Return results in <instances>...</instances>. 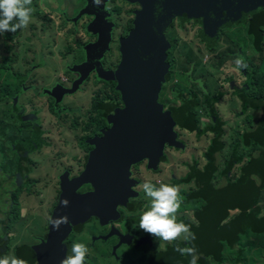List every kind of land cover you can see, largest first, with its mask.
<instances>
[{
    "label": "rangeland",
    "instance_id": "rangeland-1",
    "mask_svg": "<svg viewBox=\"0 0 264 264\" xmlns=\"http://www.w3.org/2000/svg\"><path fill=\"white\" fill-rule=\"evenodd\" d=\"M102 1L105 2L106 11L110 15L105 21L112 27L109 33L110 51L104 58V64L106 67L116 68L121 62L120 39L130 34L134 27L136 11L140 8L126 0ZM32 7L31 22L26 28L20 29V33H0V63L5 62V67L0 68V155L3 157V159L0 157V235L4 236L8 233L10 236L11 240L9 239L7 247L9 257H16L14 249L17 239L14 238V230L19 229L14 227L15 224L11 225V220L15 218L16 213H22L23 207L25 208V217L20 222L23 229L37 214L30 229L39 228L44 224L43 210L49 214L55 197H60L63 191L62 175L68 172L71 179L79 177L84 172L89 152L82 149L81 141L82 137L87 138L91 135L94 114L91 111L93 97L97 92L104 95L110 93L105 83L97 81L92 75L75 93H62V90L69 88L66 83L76 79L73 74L74 67L83 63H86V66L90 64L87 60L88 52H86L85 44L88 45L92 37L85 32L83 29L85 26L82 25H86L91 17L83 16L78 21L74 20L78 12L85 7L84 1L38 0L32 4ZM200 30L199 26L191 23L180 25L178 20L169 28L168 40L177 42V49L171 53L170 59L174 61L175 75H190L192 82L177 77L174 82L166 83L159 102L167 108L179 105L173 90L179 86L194 92L199 101V106L195 110L198 131L212 126L214 119L222 121L224 144L222 151L224 153L220 154L218 168L223 170L225 162L236 147L235 157L240 156L242 160L231 169V179L235 181L241 165L248 156V149L242 146L241 133L247 124L246 116L251 113L250 111L241 112L243 103L239 93L241 90L246 91L248 80L254 82V78L250 75L254 70L257 69L260 76L264 77V33H262V44L255 49L253 37L247 32L246 25H235L232 28L223 29L219 33L214 50L209 52L199 37ZM238 56L243 57L247 68L239 70L235 68L234 61ZM168 64L171 65L169 62ZM78 77L77 75V79ZM64 80L66 83H62ZM58 83H62V88H59L61 93L56 94L57 99H54L53 95L58 90L56 86ZM260 84L264 92V82L261 80ZM254 93L253 90L247 92L250 96ZM63 95L64 98L58 100V97ZM209 103H212L213 117L209 111ZM203 105L206 106V110L202 108ZM18 107L24 109H22L23 115L33 116L32 121L40 127V138L43 144L38 151L28 154V159L32 163L28 164L30 172L28 180L23 185L25 192L18 197L20 201H16L14 207L5 212L6 207H9L13 199L15 200L11 198V192L7 191L14 190L16 183L19 182V179L9 177L16 174L19 165L14 146L18 141L31 138L32 133L33 135L35 133L31 130L32 123L19 121L21 119L16 113ZM175 131L183 147H166L157 170L149 169L148 160L131 169V178L138 181L134 187L138 196L131 199L130 203H138L140 206L136 210L123 209L120 221L113 220L107 224H101L98 216H92L84 222L86 233L81 243L87 245L92 240V245L98 248L97 257H108L106 261L98 260L97 264H143L145 250L136 251L122 240L117 246L112 247V244L107 243L106 240L111 239L113 243L117 242L115 240L117 234L113 231L115 228L124 234H132L133 238L135 235L137 240L145 238L146 235L150 237L134 221L140 218L150 206V200L142 190L145 181H150L157 187L160 183L177 186L182 200L186 197L185 194L195 188L193 181L179 184L175 181L188 174L195 162L197 168L205 165L203 154L212 135L209 133L197 136L195 130L189 132L180 130L177 126ZM213 183L219 185L220 181L215 180ZM87 186L90 189L87 190L84 187L80 193H89L93 190L90 185ZM262 195L264 197V191ZM119 209L121 210L122 206ZM177 217L186 224H196L191 210H180ZM224 229L226 226H222L219 232ZM112 231L114 234L109 235ZM46 232L44 229L40 235H46ZM76 234L74 229L72 235L76 236ZM240 235L241 233L237 234L236 240ZM152 237L150 240L157 248L172 244ZM79 238L76 237V240ZM248 239L250 244L255 242L251 236ZM71 241L73 238L70 235L69 242ZM249 243L246 242L242 246V242L234 247L236 252H242L240 257L224 254L220 260L208 257L205 263L254 264L263 260L264 245L255 249ZM7 248L2 249V252H6ZM88 250L91 248L88 247ZM88 258H92L89 253L86 256V259Z\"/></svg>",
    "mask_w": 264,
    "mask_h": 264
},
{
    "label": "water",
    "instance_id": "water-1",
    "mask_svg": "<svg viewBox=\"0 0 264 264\" xmlns=\"http://www.w3.org/2000/svg\"><path fill=\"white\" fill-rule=\"evenodd\" d=\"M85 1L86 6L74 20L94 17L87 33L98 39L86 46L90 64L74 67L80 77L62 93H75L94 72L100 80L117 82L123 108L109 117L111 127L103 130L101 137L89 141L94 149L84 172L72 181L68 180V173L62 177L68 184H62L63 193L51 218L67 215L69 223L62 225L60 231L49 225L47 239L38 245L39 264H60L64 258L63 243L77 222L98 216L101 224H107L119 218V207L138 196L134 190L137 181L131 178L133 167L148 160L149 168L157 169L166 147H183L175 131L176 123L159 102L164 75L170 68L166 37L170 24L176 19L182 23L195 21L201 26V40L212 48L221 30L246 22L253 11L264 7V0H126L140 4L142 9L136 11L131 35L120 40L121 62L113 71L106 70L103 64L110 51L112 30L105 22L109 16L105 2L96 7L92 0ZM83 185H90L93 190L81 194L78 190ZM64 198L69 200L67 207L61 206ZM112 234L113 231L109 235Z\"/></svg>",
    "mask_w": 264,
    "mask_h": 264
},
{
    "label": "trees",
    "instance_id": "trees-1",
    "mask_svg": "<svg viewBox=\"0 0 264 264\" xmlns=\"http://www.w3.org/2000/svg\"><path fill=\"white\" fill-rule=\"evenodd\" d=\"M37 1L38 0H32V4ZM249 18L247 32L253 37L254 48L258 49L263 42L264 7L253 11ZM172 25H170L169 28ZM134 29L135 27H133L131 32ZM131 32L127 37L131 35ZM17 33H20V29L14 32V34ZM6 38L10 39L7 36ZM168 41L170 49L167 52V62L171 63V65L168 72L164 75V82L160 95L164 92V85H166V83L169 84L174 82L177 77L192 82L190 75H175L176 69L174 67V61H170V59L171 53L177 49V42H174V40ZM214 48L215 46L212 48L206 47L209 52L213 51ZM120 55L122 56V54ZM3 67H5V62L0 63V68ZM250 75L254 78V82L248 80L245 89L246 91L241 90L239 93L243 103L241 105V112H251L246 116L247 124L244 126L241 133L242 146L248 149V156L244 164L241 165L240 172L235 181H232L231 179V169L235 164H239L242 160L240 156L235 157L234 151L236 150V147H234L233 152L225 162L223 170L221 171L218 168L220 154L222 155L224 153L222 151L224 147L222 141V121H220V119H214V124L212 126H207L203 130L198 131V120L196 118L195 110L199 106V101L194 92H190L185 88H179V86L173 89L176 93L179 105L171 106L169 108L163 105L164 112L168 114L180 130H187L189 132L195 130L197 136L207 135L209 133L212 135L203 154L205 165L202 168H197L195 162L188 174L175 181L176 184L188 183L191 181L194 182L195 188L185 194L186 197L183 200L181 199L182 203L179 211L191 210L192 215L196 220V224L190 225L191 231L195 233L196 237L195 240L192 241V244L195 245L199 256L197 264H206L205 260L208 257H212L214 260H220L224 254H232L235 257H240L242 252H236L234 247L242 242V246L246 242L249 243L248 238L250 236L255 240V242H251V244L249 243L251 247L253 246V248L256 249L260 246L263 247L264 245V197L262 195L264 191V92H262L260 84L261 80L264 82V77L260 76L261 74L257 69ZM105 85L109 88L108 92L110 93H107L106 95L101 92L95 93L91 107V111L94 113L92 116L91 135L87 138L82 137L81 141L82 149L89 152V154L94 149V146L91 145L89 141L95 137H101L103 135V130L111 127L108 122L109 117L115 114V112L123 105L121 93L117 90V82H105ZM248 90H253V92H255L254 95H248ZM160 97L161 96H159V98ZM211 104L212 103H209V111L212 113L213 117ZM202 108L206 110L205 105H203ZM34 126L35 127H32L31 129L35 131L33 139L20 142L17 146L19 177L22 180L26 179V174L28 172L27 165L29 162L26 153L38 151L43 144L40 138L41 131L39 125L36 124ZM88 139L89 141H87ZM150 170L155 171L157 169ZM64 175L65 173L62 177ZM218 177H220V179ZM215 180L220 181L219 185L213 183ZM63 183L68 184V180H62V184ZM21 190L22 188L17 191L10 190L11 198H17L21 193ZM129 201L124 206L126 207L127 205H130V210H136V208L140 206L138 203L130 204ZM11 202L12 203H10L9 207H6L5 212L10 211L12 207H14L16 199H13ZM17 217L18 213H16L15 218L11 220V225L14 224ZM120 219L121 215L117 220ZM134 221L139 224L140 218H136ZM80 224L83 225V222H77L73 226L77 227ZM222 226H226V229L219 232V229L222 228ZM239 233H241V235L239 239L236 240L237 234ZM152 238V235H150V237L146 235L145 238L140 239L138 242L140 246L136 245V247H133L136 251H143L142 247L145 248L146 253L144 255L145 258H147V261L144 264H189L190 257L183 256L174 250L175 245L178 244L180 247H185L188 246V242L177 240L172 244L165 245L163 248H157L151 242L150 239ZM9 239L10 238L7 235H0V258L1 253H3L2 249L9 246ZM244 239L245 241H243ZM132 243L136 242L133 241ZM32 247L33 246L28 249L32 250ZM71 248L72 246L70 242L66 241L63 243L64 257L71 254ZM16 257L28 261V263H34L38 256L35 254L30 255L19 249L16 253ZM95 263H98L96 257L93 259L88 258V260L85 261V264ZM262 263L264 264V259L255 262L254 264Z\"/></svg>",
    "mask_w": 264,
    "mask_h": 264
},
{
    "label": "clouds",
    "instance_id": "clouds-1",
    "mask_svg": "<svg viewBox=\"0 0 264 264\" xmlns=\"http://www.w3.org/2000/svg\"><path fill=\"white\" fill-rule=\"evenodd\" d=\"M94 6L99 7L102 0H92ZM33 13L32 0H0V33L16 32L18 29L26 28L31 22ZM235 68H247L242 56L235 61ZM142 190L150 200L147 211L142 213L139 228L144 232L156 237L159 241L173 243L177 240L188 242V246L175 245L174 250L183 256L190 257L189 264H197L199 256L192 241L195 233L191 231V225L178 220L177 213L182 200L179 189L175 185L160 183L156 184L145 181ZM69 200L61 201L62 207H67ZM53 230L60 231L62 225L69 223L67 215L50 218ZM88 248L83 243H74L71 254L66 255L60 264H85ZM0 264H26V262L15 256L0 258Z\"/></svg>",
    "mask_w": 264,
    "mask_h": 264
},
{
    "label": "flooded vegetation",
    "instance_id": "flooded-vegetation-1",
    "mask_svg": "<svg viewBox=\"0 0 264 264\" xmlns=\"http://www.w3.org/2000/svg\"><path fill=\"white\" fill-rule=\"evenodd\" d=\"M84 1V3H85V6H86V1L85 0H83ZM130 3V2H129ZM132 4H136V5H138L139 6V10H141L142 9V6L140 5V4H138V3H132ZM82 10V9H81ZM80 12V11H79ZM79 12H78V14H79ZM78 14L76 15V17L78 16ZM110 16V15H109ZM109 16H107V20H108V17ZM88 18L90 17V16H87ZM83 18V17H82ZM82 18H80V19H82ZM79 19V20H80ZM106 20V19H105ZM176 20H178L179 21V19H176ZM175 20V21H176ZM250 20V18H248L247 19V21L246 22H243V23H240V24H234L233 26H235V25H246V28H247V23H248V21ZM94 21V17H91V18H89V21L86 23V25H82V26H85V27H83V29H85V32L87 33V26L88 25H90V24H92V22ZM174 21V22H175ZM106 22V21H105ZM173 22V23H174ZM172 23V24H173ZM188 23H191V24H193V25H197V26H199V28L201 29V26L199 25V24H197L195 21H193V20H189L188 22H184V23H182L181 21H179V24L180 25H188ZM172 24H170V25H172ZM232 28V27H231ZM88 34V33H87ZM89 35V34H88ZM90 36V35H89ZM92 38H91V41L88 43V44H90V43H95L96 41H97V39H98V36H91ZM199 37H200V35H199ZM201 39V38H200ZM121 40V39H120ZM86 46H87V44H85ZM84 45V46H85ZM111 45V44H110ZM86 46H85V48H86ZM107 55V54H106ZM105 55V56H106ZM103 64H104V61H103ZM104 68L106 69V70H113V71H115L116 69H117V67L116 68H111V67H106L105 66V64H104ZM75 76H76V79H74L72 82H65V80H64V82H62V83H66V84H68L69 85V88H67V89H65V90H68V89H70L71 87H72V85H73V83L77 80V75L80 77V74L79 73H77V72H75V73H73ZM97 81H100V82H103V83H105V82H114V81H103V80H100V79H98L97 78V76H96V74L93 72L92 74H91ZM78 77V78H79ZM62 83H58L56 86H58V90L55 92V95H53V98L54 99H57L55 96H56V94H58V93H61L60 91H59V88H62ZM59 98H64V95L63 96H61V97H58V100H59ZM19 109H17L18 111H16V113H17V116H18V118H20L21 120H19V121H22V122H30V123H32V127H35L34 125H36V123H35V121H32L33 120V116L31 115V116H25V115H23V108L22 107H18ZM23 109V110H22ZM33 139V133H32V136H31V138H26V139H23V140H21V141H18L16 144H15V146H14V150H15V152H16V154H17V156H16V160L19 162V157H18V153H17V146H18V144L20 143V142H24V141H29V140H32ZM29 153H31V152H27L26 153V156L28 157V154ZM90 155V154H89ZM0 157H2L1 155H0ZM2 159H3V157H2ZM146 161V160H145ZM28 162L29 163H32V161L30 160V159H28ZM27 167H28V165H27ZM29 172H30V169H29V167H28V172H27V174H26V179L25 180H22L20 177H19V165H18V168H17V172H16V174L15 175H13V176H9V174L8 173H6L10 178H15V180L16 179H19V182L21 183L20 185H19V182H17L16 183V185H15V188H14V190H18V189H20V188H22V190H21V193L19 194V196L21 195V194H23L24 192H25V189H23V185H24V182L25 181H27L28 180V174H29ZM66 173H68V172H66ZM68 175H69V173H68ZM77 178V177H76ZM73 179H75V178H71L70 179V175L68 176V180L69 181H72ZM137 181V180H136ZM138 182V181H137ZM61 186H62V178H61ZM84 187H86L87 188V190H89L90 188H89V186H87V185H83L82 187H80L79 188V190H78V192L80 193V190L82 189V188H84ZM7 192H9V191H7ZM62 193H63V191L60 193V197H58L59 199H58V201H60V199H61V196H62ZM82 194V193H81ZM19 196H17V198H15L16 199V201H18L19 199H18V197ZM20 201V200H19ZM59 203V202H58ZM129 203H130V201H129ZM130 204H132V203H130ZM58 205V204H57ZM129 206L130 205H127L126 207L125 206H122V209L120 210L119 209V212H120V215H123V209H129ZM121 207V206H120ZM119 207V208H120ZM7 220V219H6ZM121 220V219H120ZM120 220H116V221H120ZM101 223V222H100ZM14 224H15V222H14ZM14 224L12 225V226H14ZM121 224V223H120ZM76 227H74L73 226V229H72V232L71 233H73L74 232V229H75ZM6 231H7V229H6ZM75 231H78V230H76L75 229ZM113 231L117 234L116 235V237H115V240H117V242H115V243H113V241L111 240V239H107L106 240V242L107 243H109V244H112V247H114V246H117L118 245V243L122 240L126 245H128V246H130V247H136V245L138 244V242L140 241V239L139 240H137L136 239V236L134 235V238H133V236H132V234L131 235H128V234H124L121 230H119L118 228H115V229H113ZM70 233V234H71ZM5 235H7L8 237H9V235H8V233H6ZM129 239V240H128ZM134 239V240H133ZM133 241H135L136 243H132ZM65 242H66V240H65ZM64 242V243H65ZM124 245V244H123ZM93 250L94 251H96V249L95 248H93ZM142 250H145V248L144 247H142Z\"/></svg>",
    "mask_w": 264,
    "mask_h": 264
},
{
    "label": "crops",
    "instance_id": "crops-1",
    "mask_svg": "<svg viewBox=\"0 0 264 264\" xmlns=\"http://www.w3.org/2000/svg\"><path fill=\"white\" fill-rule=\"evenodd\" d=\"M58 199L59 198L56 196L54 204L52 205V208H51L49 214L46 213L45 210H43L44 211V224L41 225L39 228L36 227V228H31L30 229V226L32 225V221L35 219V216L37 214L35 216H33V218L30 221H28V223L25 225L24 229H23L22 223H20V222L25 217V212H24L25 208L23 207L22 213L18 214L17 220L15 221V226H14V227L19 229V230H14V238L17 239L16 246H15V249H14V253L16 255L17 251L19 249H21V250L29 253L30 255L35 254L36 256H38V257H36V261H34V263H28V261H25L26 264H39L38 258L40 256L41 250H40L39 247L37 248V246L43 241V239L44 240L47 239L46 237H47V235H48L47 233L49 231V228H48L49 227V220L52 217V214H53V212H54V210H55V208H56V206H57V204L59 202ZM21 229H23V230H21ZM44 229H46V231H47L46 235H40L42 230H44ZM75 229L78 230V231H76V233H77L76 236L75 235L73 236L72 233L70 234L71 237L73 238V241L70 242L71 246L75 243L74 241H76L77 243H81L82 239L85 237L84 234L86 233V229L81 224L79 226H77ZM38 235H39V237H37ZM70 235L66 239L67 242H69ZM76 237H80V238L78 240H76ZM9 238H10V236H9ZM24 238H29V240H24ZM92 244H93L92 240H90L87 243V245H86L87 248L90 247L91 250H93V248H96L95 245L93 246ZM31 246H33L32 250H29L28 248L31 247ZM91 250H88V253L92 256L91 259L96 257L97 260H99L101 262H102V260L106 261L108 259L107 256H103L101 258L97 257L98 248H96V251H94V250L91 251ZM7 251H8V248H7L6 252L4 251L3 253H1L2 254L1 258L5 257V256H8ZM146 259L147 258H142V263L143 264L147 261ZM86 260H88V259H86ZM95 264H97V263H95Z\"/></svg>",
    "mask_w": 264,
    "mask_h": 264
}]
</instances>
